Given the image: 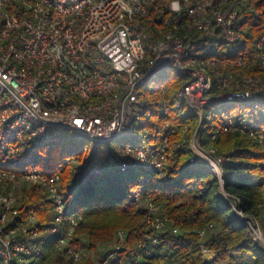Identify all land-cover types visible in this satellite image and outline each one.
Returning <instances> with one entry per match:
<instances>
[{
    "label": "built area",
    "instance_id": "built-area-1",
    "mask_svg": "<svg viewBox=\"0 0 264 264\" xmlns=\"http://www.w3.org/2000/svg\"><path fill=\"white\" fill-rule=\"evenodd\" d=\"M162 70L175 75H161L165 83L159 86ZM174 78L180 83L169 100ZM229 103L234 106L226 109ZM185 107L196 116L192 137L171 142L174 129L167 120V133L156 145L149 124L156 109L167 116ZM262 120L264 9L254 0H0V258L32 264L43 253V222L35 209L24 213L32 186L53 200L48 229L69 264L89 257L97 264H140L157 249L156 237L147 232L130 258L134 251L123 229L106 247L98 244L105 257L74 241L78 221H67L61 174L28 168L60 146L89 153L112 145L120 172L150 167L167 178L188 141L192 161L212 168L235 217L264 245L259 219L226 190L225 165L239 161L236 150L224 154L212 144L220 133L240 132L264 146ZM79 166L71 173L82 186L115 169L113 162ZM168 221L161 205L150 202L146 226L160 230ZM206 230H199L200 249L212 260L216 252L205 243Z\"/></svg>",
    "mask_w": 264,
    "mask_h": 264
},
{
    "label": "trees",
    "instance_id": "trees-1",
    "mask_svg": "<svg viewBox=\"0 0 264 264\" xmlns=\"http://www.w3.org/2000/svg\"><path fill=\"white\" fill-rule=\"evenodd\" d=\"M254 1L257 7L264 9V0ZM179 83L176 78L168 83L169 100ZM167 120L174 129L170 138L173 143L182 141L184 135L189 140L197 127L195 114L186 107L180 114L167 116L156 109L149 123L156 145L167 133ZM187 124L189 131L184 134ZM258 130L264 131V120ZM212 144L224 154L236 150L239 161L233 159L225 165L226 190L242 198L244 211L259 219L264 234V208L261 206L264 201V146L254 137L240 132L220 133ZM104 148L100 151V146L89 153L77 152L84 168L95 162L115 164L110 174L94 178L87 186L72 183L71 168L65 162H56L54 156L47 160L44 156L42 160L47 161L46 167L41 169L43 173L61 174L60 188L68 202L67 221L72 218L78 221L75 242L98 251V244L106 247L123 229L127 245L134 251L129 257L135 258L138 241L146 239L147 232H153L157 249L152 255L144 256L140 264H264V246L251 237L246 223L235 217L212 168L202 161H192L194 154L188 141L182 144L177 159L170 164L167 178L158 177L150 167L122 173L120 157L114 153L112 145ZM29 192L33 200L27 202L24 213L35 209L43 222V239L49 237L43 240L41 257L32 264H69L68 257L58 250V236L48 229L54 216L53 200L38 186H32ZM137 193H140L139 199ZM150 202L161 205L162 212L170 218L160 230L146 226ZM177 227L180 231L175 232ZM205 228V243L216 252L212 260L201 254L199 230ZM0 264H4L1 258ZM81 264L97 263L89 257Z\"/></svg>",
    "mask_w": 264,
    "mask_h": 264
},
{
    "label": "rangeland",
    "instance_id": "rangeland-1",
    "mask_svg": "<svg viewBox=\"0 0 264 264\" xmlns=\"http://www.w3.org/2000/svg\"><path fill=\"white\" fill-rule=\"evenodd\" d=\"M172 74L175 75V73L173 71H171V70H162V71H160V73L156 75V79L158 80V81H156L157 85L163 86L165 82H163L164 79H162V78H164L166 76H169V75L172 76ZM161 75L163 76L162 78H160ZM233 106H234L233 103H229V104H225L224 105V107L226 109L227 108H231ZM88 144L90 146L93 145L92 142H88ZM105 146L106 145H101L100 151L104 150ZM44 156H45L46 160L49 159L50 157L54 156V159L58 163H60V162H65L66 163V162L70 161L71 164L68 165L70 168H77V169L80 168L79 165H80L81 156L79 154H77V151L72 150L71 148H66V147L60 146V147L55 148V150H53V151L52 150L46 151V154ZM46 165H47V161H42V162L39 163L38 167H35V164H32L28 168L30 170H38V169L41 170V169H44L46 167ZM44 235L45 234L43 233V236ZM48 238H49L48 236H45L43 240H46ZM29 239L33 243L36 242V240H37L33 236H30ZM260 245L264 246L263 244H260ZM103 251H104L103 248H100L98 251H96V257H98V256L100 257L103 254Z\"/></svg>",
    "mask_w": 264,
    "mask_h": 264
},
{
    "label": "clouds",
    "instance_id": "clouds-1",
    "mask_svg": "<svg viewBox=\"0 0 264 264\" xmlns=\"http://www.w3.org/2000/svg\"><path fill=\"white\" fill-rule=\"evenodd\" d=\"M173 8L175 9V8H178V4H174L173 5Z\"/></svg>",
    "mask_w": 264,
    "mask_h": 264
}]
</instances>
